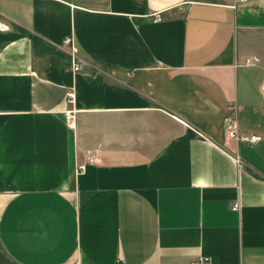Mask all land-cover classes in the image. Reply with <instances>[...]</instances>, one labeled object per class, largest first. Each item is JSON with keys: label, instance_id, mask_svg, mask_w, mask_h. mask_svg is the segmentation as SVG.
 Here are the masks:
<instances>
[{"label": "crops", "instance_id": "0c3cea01", "mask_svg": "<svg viewBox=\"0 0 264 264\" xmlns=\"http://www.w3.org/2000/svg\"><path fill=\"white\" fill-rule=\"evenodd\" d=\"M262 84L264 0H0V264H264Z\"/></svg>", "mask_w": 264, "mask_h": 264}, {"label": "built area", "instance_id": "2783aa9c", "mask_svg": "<svg viewBox=\"0 0 264 264\" xmlns=\"http://www.w3.org/2000/svg\"><path fill=\"white\" fill-rule=\"evenodd\" d=\"M238 2H245L246 0H237ZM154 19H157L155 16ZM66 48L65 53L67 55L69 64L71 66V69L73 72H77L80 70L82 66V60L77 55L76 50L73 46V39L71 34H66L61 38L60 42V48ZM256 58H253V61H255ZM249 60H245L244 64H249ZM261 89L264 90V84L261 85ZM74 98V94L72 90L65 91V101L68 103H72ZM64 120L66 125L69 128H73L74 126V111L73 109H68L64 112ZM223 128H224V135L226 138L232 139L236 142H241L247 145H252L253 143L257 142L260 139V136L254 135V134H244L239 133L236 129V124L233 118L231 117H225L223 119ZM87 161L89 163H94V158H88ZM238 203L233 202L231 205V209H237ZM196 264H200V262H197Z\"/></svg>", "mask_w": 264, "mask_h": 264}]
</instances>
